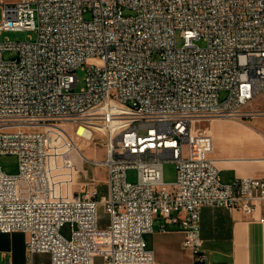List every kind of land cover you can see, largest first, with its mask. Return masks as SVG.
<instances>
[{"label":"built area","instance_id":"obj_1","mask_svg":"<svg viewBox=\"0 0 264 264\" xmlns=\"http://www.w3.org/2000/svg\"><path fill=\"white\" fill-rule=\"evenodd\" d=\"M0 11V34L36 33L0 42V160L19 163L14 175L0 164V233L27 235V264L36 254L51 264H154L145 235L159 218L158 231L176 225L204 264L201 210L249 217L264 202V176L224 184L191 141L205 118L264 117L251 109L264 100V0H0ZM66 124L101 126L106 158L81 153ZM54 130L66 140L49 148ZM86 165L104 166L106 182Z\"/></svg>","mask_w":264,"mask_h":264},{"label":"crops","instance_id":"obj_2","mask_svg":"<svg viewBox=\"0 0 264 264\" xmlns=\"http://www.w3.org/2000/svg\"><path fill=\"white\" fill-rule=\"evenodd\" d=\"M264 108V100L259 102ZM220 137L213 157L220 170V180L229 184L237 178L264 176V128H242L220 124ZM76 147L84 152L76 141ZM86 157L90 158L86 154ZM80 165V159L74 156ZM92 159V158H90ZM97 160V159H96ZM94 171V170H93ZM98 168L95 169V172ZM171 183V182H170ZM264 202L258 203L253 216L223 207H205L201 210V235L207 260L204 264H264ZM159 218L154 232L145 235L149 250L154 252V264H194L193 253L182 245L184 235L176 225L160 233ZM107 224L105 218L101 228ZM27 235L21 232L0 233V263L27 264ZM33 264H51L47 254H36ZM94 264H103L96 257Z\"/></svg>","mask_w":264,"mask_h":264},{"label":"rangeland","instance_id":"obj_3","mask_svg":"<svg viewBox=\"0 0 264 264\" xmlns=\"http://www.w3.org/2000/svg\"><path fill=\"white\" fill-rule=\"evenodd\" d=\"M7 1H16V0H7ZM2 20L1 11H0V21ZM36 38V33L33 31H5L0 34V42L10 40V41H24L28 38ZM178 46H182L183 40L178 37L177 39ZM198 45L204 46L203 41L197 42ZM14 57L13 53L6 52L5 58L10 59ZM79 86L77 91H80L84 87L85 73L82 70L78 71ZM226 94L222 93L221 97L223 98ZM262 107L260 103H257L255 106H252L251 109L257 107ZM232 124L242 128H264V117H250L243 120L228 118V117H210L205 118L200 121L195 122L193 132H192V145H203L204 149L207 151V156L213 158L216 154L217 149V140L220 137V124ZM97 130L90 129L86 126L80 124H66L63 126V131L73 139L77 141L81 150L92 159L103 160L106 158L107 150L105 145V133L100 131L101 126L96 125ZM58 138V139H57ZM66 140L63 133L59 131L50 132L48 134V145L49 148L55 147L57 144ZM2 171L9 175H14L18 173L19 163L18 158L15 155H4L0 160ZM90 171V177L99 180L102 183L106 182L107 179V170L104 166L98 167V171L95 172V169L89 165H86ZM94 170V171H93ZM163 178L166 183L174 182L176 179V164L174 162L168 161L164 165L163 169ZM138 180V174L136 170L128 171V181L136 182ZM105 190V187L103 188ZM101 215L107 220V216L104 213L103 208L100 209ZM62 234L66 238L71 236V227L69 224H66L62 228Z\"/></svg>","mask_w":264,"mask_h":264}]
</instances>
